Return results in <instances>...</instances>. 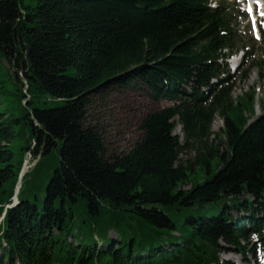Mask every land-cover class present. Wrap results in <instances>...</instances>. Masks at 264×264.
Returning <instances> with one entry per match:
<instances>
[{
    "label": "trees",
    "instance_id": "trees-1",
    "mask_svg": "<svg viewBox=\"0 0 264 264\" xmlns=\"http://www.w3.org/2000/svg\"><path fill=\"white\" fill-rule=\"evenodd\" d=\"M28 1L0 0V264L247 260L243 242L264 243V102L249 122L253 92L231 98L225 58L242 42L239 10L226 0ZM121 86L172 105L148 113L141 140L108 160L85 118L94 95ZM44 98L61 105H34ZM215 115L222 152L210 143ZM192 146L186 168L179 153ZM28 153L35 163L7 207ZM95 228L116 237L100 246Z\"/></svg>",
    "mask_w": 264,
    "mask_h": 264
},
{
    "label": "rangeland",
    "instance_id": "rangeland-1",
    "mask_svg": "<svg viewBox=\"0 0 264 264\" xmlns=\"http://www.w3.org/2000/svg\"><path fill=\"white\" fill-rule=\"evenodd\" d=\"M24 2L30 3L28 0H24ZM214 3H217V0H211L210 4L214 5ZM238 4L239 0H226V5L231 10L237 7L239 10H242L243 6ZM234 23L238 24L237 32L240 34L242 41L239 45V49L241 48L239 51L242 50L243 56L235 71L230 68L232 64L227 63L230 74L234 76L231 98L236 102L238 97L253 92V110L252 112L246 111L245 113L246 116L250 117L249 122H251L260 115V106L264 102V79L260 77V62L264 59V22H262L260 27L259 39L255 38L251 27L249 30L248 26L250 25L246 16L236 18ZM250 36H253L254 39H250ZM2 65L7 67L5 61L0 58V72H4L5 70ZM244 72L246 77L241 76ZM44 100H46V104H43ZM8 105L19 116L23 113L18 102L11 101ZM34 105L39 108L55 107L61 105V102L51 98H44L35 102ZM169 105H172L171 101L166 100L164 97L159 99L153 98L151 92L147 91L144 87H137L135 89L130 86L114 87L92 97V102L87 107L85 124L94 127L101 134L104 141L105 158L111 160L114 156L121 157L129 153L136 143L141 140L143 136L141 123L148 113ZM222 125V117L215 115L211 124L212 134L210 143L216 147L218 146L220 152L225 150L223 141L217 136V133H220ZM174 133L180 137L182 136L180 126L174 130ZM195 155L196 151L194 147L183 149L179 153V163L186 168L190 167ZM28 158L29 155H27ZM34 163L35 161H28L24 171H29ZM187 188H189V183L183 186V189ZM23 191L21 197L33 201V192L30 191L28 185L24 186ZM39 198L41 199V194ZM233 215L238 218L241 213L237 215L234 213ZM104 218L105 216H103ZM93 234L98 238V245L100 246L104 245L103 239H115L116 237L114 230H110L107 235H104L100 229L95 228ZM243 245L246 249L254 250V255L247 254V260L251 261V264L255 262L256 264H264V243L261 246L260 240L256 235H251L247 241L243 242ZM220 258L222 260H231L238 264H248L241 262L240 256L234 252L222 253Z\"/></svg>",
    "mask_w": 264,
    "mask_h": 264
},
{
    "label": "bare ground",
    "instance_id": "bare-ground-1",
    "mask_svg": "<svg viewBox=\"0 0 264 264\" xmlns=\"http://www.w3.org/2000/svg\"><path fill=\"white\" fill-rule=\"evenodd\" d=\"M258 3L261 13H264V1L262 2L261 0H249L250 5H252V3ZM236 61H233V63H235ZM25 172V171H24Z\"/></svg>",
    "mask_w": 264,
    "mask_h": 264
},
{
    "label": "water",
    "instance_id": "water-1",
    "mask_svg": "<svg viewBox=\"0 0 264 264\" xmlns=\"http://www.w3.org/2000/svg\"><path fill=\"white\" fill-rule=\"evenodd\" d=\"M22 171L23 170H21V172H20V174H19V177H18V181H17V184H16V187H15V190H14V194L16 195L17 194V192H18V189H19V187H20V183H21V177H22ZM15 195H14V200H15Z\"/></svg>",
    "mask_w": 264,
    "mask_h": 264
},
{
    "label": "snow or ice",
    "instance_id": "snow-or-ice-1",
    "mask_svg": "<svg viewBox=\"0 0 264 264\" xmlns=\"http://www.w3.org/2000/svg\"><path fill=\"white\" fill-rule=\"evenodd\" d=\"M261 15H264V13H261Z\"/></svg>",
    "mask_w": 264,
    "mask_h": 264
}]
</instances>
